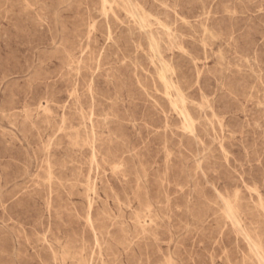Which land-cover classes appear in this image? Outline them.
Wrapping results in <instances>:
<instances>
[{
	"label": "rangeland",
	"instance_id": "374dc122",
	"mask_svg": "<svg viewBox=\"0 0 264 264\" xmlns=\"http://www.w3.org/2000/svg\"><path fill=\"white\" fill-rule=\"evenodd\" d=\"M0 264H264V0H0Z\"/></svg>",
	"mask_w": 264,
	"mask_h": 264
},
{
	"label": "bare ground",
	"instance_id": "6f19581e",
	"mask_svg": "<svg viewBox=\"0 0 264 264\" xmlns=\"http://www.w3.org/2000/svg\"><path fill=\"white\" fill-rule=\"evenodd\" d=\"M108 0H103V3H104V8H106V2H107ZM128 8V7H127ZM133 14V13H132ZM143 14V13H142ZM147 18V17H146ZM152 32V31H151ZM157 33V32H156ZM151 35H153V34H151ZM171 35V34H170ZM151 37V36H150ZM154 37V36H153ZM153 42V41H152ZM158 45V44H157ZM163 79L165 80V84H166V86H167V89L169 88V80H166V78H165V76H163ZM173 87V86H172ZM171 91V90H170ZM169 91V92H170ZM170 94V93H169ZM180 95V94H179ZM184 99V98H183ZM173 100V99H172ZM176 101V100H175ZM174 102V101H173ZM184 103V102H183ZM175 107V106H174ZM186 110V108H184V111ZM182 112V111H181ZM187 112V111H186ZM188 118H190V115L189 114H187L186 115Z\"/></svg>",
	"mask_w": 264,
	"mask_h": 264
}]
</instances>
